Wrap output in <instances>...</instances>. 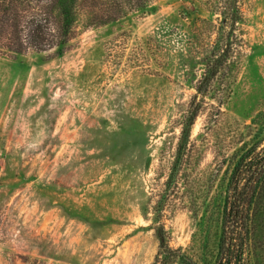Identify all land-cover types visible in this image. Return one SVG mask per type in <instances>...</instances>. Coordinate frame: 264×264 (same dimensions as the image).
Instances as JSON below:
<instances>
[{"label": "rangeland", "instance_id": "obj_1", "mask_svg": "<svg viewBox=\"0 0 264 264\" xmlns=\"http://www.w3.org/2000/svg\"><path fill=\"white\" fill-rule=\"evenodd\" d=\"M135 3L63 48L0 45V264H154L159 235L214 264L239 157L264 161V0Z\"/></svg>", "mask_w": 264, "mask_h": 264}, {"label": "trees", "instance_id": "obj_2", "mask_svg": "<svg viewBox=\"0 0 264 264\" xmlns=\"http://www.w3.org/2000/svg\"><path fill=\"white\" fill-rule=\"evenodd\" d=\"M98 3L104 7L96 10ZM141 1V0H140ZM147 2V0H144ZM136 0H0V45L17 53L29 50L46 52L63 48L75 38L77 22L88 15L91 27L107 26L119 22L130 11H144L149 4H137ZM92 5L89 11L88 5ZM84 11H87L84 12ZM85 13V14H84ZM230 22H238L235 14ZM215 61L198 86V93L207 91V84L220 67ZM195 114H190L183 135L194 124ZM259 144L243 152L229 179L222 220V234L214 264H247L251 254V224L264 200V161L256 151ZM264 152V148L261 150ZM161 248L154 264H197L182 250L168 246L159 235Z\"/></svg>", "mask_w": 264, "mask_h": 264}]
</instances>
